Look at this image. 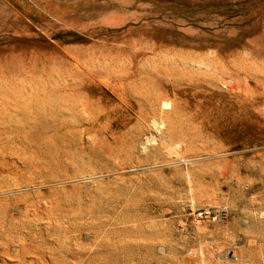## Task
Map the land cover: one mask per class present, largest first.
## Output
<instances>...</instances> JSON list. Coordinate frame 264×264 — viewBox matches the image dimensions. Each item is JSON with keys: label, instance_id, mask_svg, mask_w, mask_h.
<instances>
[{"label": "rangeland", "instance_id": "374dc122", "mask_svg": "<svg viewBox=\"0 0 264 264\" xmlns=\"http://www.w3.org/2000/svg\"><path fill=\"white\" fill-rule=\"evenodd\" d=\"M263 104L264 0H0V264H264Z\"/></svg>", "mask_w": 264, "mask_h": 264}, {"label": "built area", "instance_id": "2783aa9c", "mask_svg": "<svg viewBox=\"0 0 264 264\" xmlns=\"http://www.w3.org/2000/svg\"><path fill=\"white\" fill-rule=\"evenodd\" d=\"M262 109L264 110V104L262 105ZM203 216V212L198 213V217H202Z\"/></svg>", "mask_w": 264, "mask_h": 264}, {"label": "bare ground", "instance_id": "6f19581e", "mask_svg": "<svg viewBox=\"0 0 264 264\" xmlns=\"http://www.w3.org/2000/svg\"><path fill=\"white\" fill-rule=\"evenodd\" d=\"M169 103H164L163 106H167L168 107Z\"/></svg>", "mask_w": 264, "mask_h": 264}]
</instances>
